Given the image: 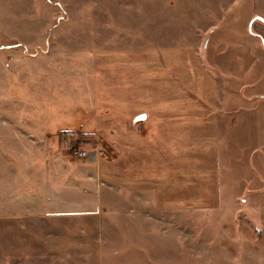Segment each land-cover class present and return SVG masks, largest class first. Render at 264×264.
I'll list each match as a JSON object with an SVG mask.
<instances>
[{"label": "rangeland", "instance_id": "obj_1", "mask_svg": "<svg viewBox=\"0 0 264 264\" xmlns=\"http://www.w3.org/2000/svg\"><path fill=\"white\" fill-rule=\"evenodd\" d=\"M252 1L1 0L0 264H264Z\"/></svg>", "mask_w": 264, "mask_h": 264}, {"label": "crops", "instance_id": "obj_2", "mask_svg": "<svg viewBox=\"0 0 264 264\" xmlns=\"http://www.w3.org/2000/svg\"><path fill=\"white\" fill-rule=\"evenodd\" d=\"M252 14L255 21H253L250 25L251 32L253 33L254 37H256L260 42L264 43V0L252 1ZM259 50L260 51H258L257 54L260 55V57H263L264 51L262 49ZM102 202L103 201L101 200V203Z\"/></svg>", "mask_w": 264, "mask_h": 264}, {"label": "built area", "instance_id": "obj_3", "mask_svg": "<svg viewBox=\"0 0 264 264\" xmlns=\"http://www.w3.org/2000/svg\"><path fill=\"white\" fill-rule=\"evenodd\" d=\"M73 154H75V156H77L78 158L82 159V158H86L87 154L85 153V151L79 149H74L73 150Z\"/></svg>", "mask_w": 264, "mask_h": 264}, {"label": "trees", "instance_id": "obj_4", "mask_svg": "<svg viewBox=\"0 0 264 264\" xmlns=\"http://www.w3.org/2000/svg\"><path fill=\"white\" fill-rule=\"evenodd\" d=\"M78 137H83V135L82 134H78ZM65 140L66 139L63 137V134H59V145L60 146L63 144V142H65Z\"/></svg>", "mask_w": 264, "mask_h": 264}, {"label": "water", "instance_id": "obj_5", "mask_svg": "<svg viewBox=\"0 0 264 264\" xmlns=\"http://www.w3.org/2000/svg\"><path fill=\"white\" fill-rule=\"evenodd\" d=\"M145 117L144 116H140L139 118H138V120H143Z\"/></svg>", "mask_w": 264, "mask_h": 264}]
</instances>
